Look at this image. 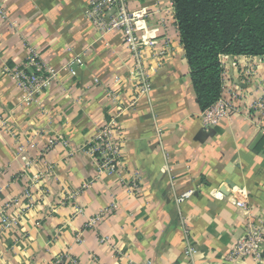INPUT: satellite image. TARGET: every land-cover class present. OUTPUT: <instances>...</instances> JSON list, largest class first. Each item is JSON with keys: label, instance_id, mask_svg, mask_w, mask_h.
I'll return each mask as SVG.
<instances>
[{"label": "crops", "instance_id": "1", "mask_svg": "<svg viewBox=\"0 0 264 264\" xmlns=\"http://www.w3.org/2000/svg\"><path fill=\"white\" fill-rule=\"evenodd\" d=\"M90 1L0 0V264H227L248 219L264 221V55H221L234 107L206 127L172 0H128L158 29L141 49L149 91ZM20 69L47 86L29 96ZM112 125L121 165L108 171L98 136Z\"/></svg>", "mask_w": 264, "mask_h": 264}, {"label": "trees", "instance_id": "2", "mask_svg": "<svg viewBox=\"0 0 264 264\" xmlns=\"http://www.w3.org/2000/svg\"><path fill=\"white\" fill-rule=\"evenodd\" d=\"M201 110L223 91L221 55H264V0H172Z\"/></svg>", "mask_w": 264, "mask_h": 264}, {"label": "built area", "instance_id": "3", "mask_svg": "<svg viewBox=\"0 0 264 264\" xmlns=\"http://www.w3.org/2000/svg\"><path fill=\"white\" fill-rule=\"evenodd\" d=\"M88 18L100 29L104 31L121 30L125 32L127 44L134 52V65L140 80L143 82V91L150 90L148 83L147 68L143 64L142 47H151L156 44L157 28L148 27V17L151 15L150 9L140 7L132 9L129 7L128 0H91L89 8L86 10ZM7 10L0 2V16L6 17ZM79 61V60H78ZM81 62V61H80ZM29 64L36 66L38 71L41 70L37 54L34 50L30 51ZM18 85L28 92V95L37 92L47 86L48 80L43 79L39 74H29L25 70H18L15 75ZM254 109L260 111L264 117V99L255 103ZM230 97L220 98L213 106L208 108L203 116V122L206 127L216 126L220 119L227 115L233 109ZM114 125L107 127L99 136V144L108 152L107 162L104 168L108 171H114L119 168L121 162L119 160V145L117 142ZM129 190L134 191L140 188V173L137 170L131 172L130 181L125 183ZM189 193L182 195L179 200L182 201ZM246 196L245 189H238L237 193H233L235 205L243 209L246 215L249 213V207L244 200ZM97 218H100L98 215ZM94 224V220L93 223ZM264 244V221L261 219H248L245 235L235 241L227 256V264H240L247 258H254L262 261ZM190 249L188 253H191Z\"/></svg>", "mask_w": 264, "mask_h": 264}, {"label": "rangeland", "instance_id": "4", "mask_svg": "<svg viewBox=\"0 0 264 264\" xmlns=\"http://www.w3.org/2000/svg\"><path fill=\"white\" fill-rule=\"evenodd\" d=\"M158 11L160 12V8H158L156 11L154 10V12H153V14H157L158 13ZM35 73V72H34ZM36 74V73H35ZM39 91V90H38ZM37 91V92H38ZM29 101H30V99H28Z\"/></svg>", "mask_w": 264, "mask_h": 264}]
</instances>
